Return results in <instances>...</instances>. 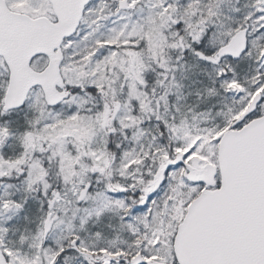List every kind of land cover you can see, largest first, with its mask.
<instances>
[{
  "label": "snow or ice",
  "instance_id": "1",
  "mask_svg": "<svg viewBox=\"0 0 264 264\" xmlns=\"http://www.w3.org/2000/svg\"><path fill=\"white\" fill-rule=\"evenodd\" d=\"M0 264H264V0H0Z\"/></svg>",
  "mask_w": 264,
  "mask_h": 264
}]
</instances>
